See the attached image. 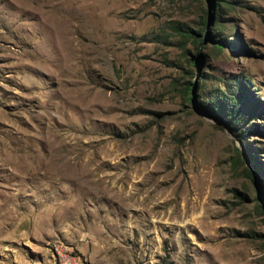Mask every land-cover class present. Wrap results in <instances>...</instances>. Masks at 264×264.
Wrapping results in <instances>:
<instances>
[{"label": "rangeland", "instance_id": "374dc122", "mask_svg": "<svg viewBox=\"0 0 264 264\" xmlns=\"http://www.w3.org/2000/svg\"><path fill=\"white\" fill-rule=\"evenodd\" d=\"M0 264H264V0H0Z\"/></svg>", "mask_w": 264, "mask_h": 264}, {"label": "trees", "instance_id": "16d2710c", "mask_svg": "<svg viewBox=\"0 0 264 264\" xmlns=\"http://www.w3.org/2000/svg\"><path fill=\"white\" fill-rule=\"evenodd\" d=\"M240 83L241 82L236 86L232 84L228 89L219 90V92L210 95L206 102L207 107L204 108L209 115L220 114L223 110H227L225 121H227L230 127L236 128H239V123L244 120L243 118L247 117L246 113H252L246 111L244 116L242 115L243 117H241V109H247L248 107L246 106L253 101V98H251L245 91L246 83ZM192 97H194V95H191V98ZM234 134L239 140H242V137L237 134V132H234Z\"/></svg>", "mask_w": 264, "mask_h": 264}]
</instances>
